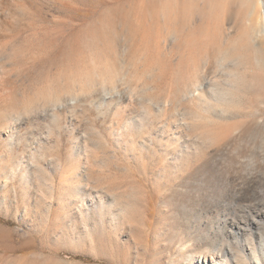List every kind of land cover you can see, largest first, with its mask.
<instances>
[{"label":"rangeland","instance_id":"rangeland-1","mask_svg":"<svg viewBox=\"0 0 264 264\" xmlns=\"http://www.w3.org/2000/svg\"><path fill=\"white\" fill-rule=\"evenodd\" d=\"M263 2L0 0V264H256Z\"/></svg>","mask_w":264,"mask_h":264},{"label":"bare ground","instance_id":"bare-ground-1","mask_svg":"<svg viewBox=\"0 0 264 264\" xmlns=\"http://www.w3.org/2000/svg\"><path fill=\"white\" fill-rule=\"evenodd\" d=\"M263 4H264V2H263ZM261 21L263 22V28H264V12L262 13ZM241 260H243L242 264H250V263H246L247 259H246V261H245V259H241ZM253 260L255 261L256 264H264V254H263L262 258H259L256 254H254ZM186 264H218V263L216 261H214V259L212 257L207 258V254L201 252L199 255H196V256L189 255V257L187 258Z\"/></svg>","mask_w":264,"mask_h":264}]
</instances>
